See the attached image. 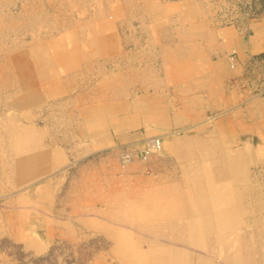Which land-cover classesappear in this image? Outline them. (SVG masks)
Returning <instances> with one entry per match:
<instances>
[{"label": "rangeland", "instance_id": "rangeland-1", "mask_svg": "<svg viewBox=\"0 0 264 264\" xmlns=\"http://www.w3.org/2000/svg\"><path fill=\"white\" fill-rule=\"evenodd\" d=\"M178 1L0 0V264H264V0Z\"/></svg>", "mask_w": 264, "mask_h": 264}, {"label": "crops", "instance_id": "crops-1", "mask_svg": "<svg viewBox=\"0 0 264 264\" xmlns=\"http://www.w3.org/2000/svg\"><path fill=\"white\" fill-rule=\"evenodd\" d=\"M176 3H178L177 5L180 6L179 10H181L185 16H191V13L194 12L193 14L195 15L193 16V18L198 19L200 18L199 13L197 12L200 10L199 6L205 5L206 1L181 0ZM192 4L193 6L191 7ZM197 13L198 15H196ZM184 29L185 30L183 31V34L189 33L187 32L186 25ZM172 34L175 33L173 32ZM195 34L204 35L206 34V32H195ZM225 34L228 37L227 45L235 48L236 51L239 52L238 62L240 61V70L237 69L236 71H234V73L242 75V70L244 68H247L248 64L246 65V62L248 60L249 55L256 53H264V15L258 16L256 18H240V21H238V23L232 24L230 27H227ZM219 48H221V46H219Z\"/></svg>", "mask_w": 264, "mask_h": 264}, {"label": "bare ground", "instance_id": "bare-ground-1", "mask_svg": "<svg viewBox=\"0 0 264 264\" xmlns=\"http://www.w3.org/2000/svg\"><path fill=\"white\" fill-rule=\"evenodd\" d=\"M154 141H151V143H153ZM150 143V142H149ZM156 145H158V144H156ZM160 145V144H159ZM155 152V151H154ZM151 153V152H150ZM150 155V154H149ZM147 156V155H146Z\"/></svg>", "mask_w": 264, "mask_h": 264}]
</instances>
